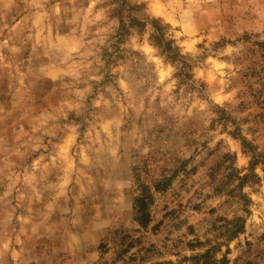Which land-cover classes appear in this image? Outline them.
Returning a JSON list of instances; mask_svg holds the SVG:
<instances>
[{"label":"rangeland","instance_id":"rangeland-1","mask_svg":"<svg viewBox=\"0 0 264 264\" xmlns=\"http://www.w3.org/2000/svg\"><path fill=\"white\" fill-rule=\"evenodd\" d=\"M238 135L264 162V0H0V264H264Z\"/></svg>","mask_w":264,"mask_h":264},{"label":"trees","instance_id":"trees-1","mask_svg":"<svg viewBox=\"0 0 264 264\" xmlns=\"http://www.w3.org/2000/svg\"><path fill=\"white\" fill-rule=\"evenodd\" d=\"M128 17L131 20L132 24L139 25L141 28H144V27L150 28V31H152L151 40L152 42H154V45L162 51V54H164L172 62L178 61V63L182 66V68L185 67L186 64L181 61V60H184V57L180 54L179 48L177 46L173 47L174 40H169L166 38L165 31H166V28L169 27L168 25L162 24L163 22H161L159 19H156V18L148 17L146 22H143L131 16H128ZM236 137L241 141L244 151L248 152L250 156V164L247 169L248 172L243 177L239 178L240 182L237 188L240 189L244 186V184L249 183L250 181L259 180L258 176L255 174V168L257 164L259 163H262L264 165V162H263V158H261L262 155L257 152V149L254 146H252L247 141L246 138H243L241 135H238ZM261 159H262V162H261ZM170 181L171 179L167 180L166 183L158 184L156 185V188L160 189L161 187H167L168 185H170ZM241 230L242 228L239 229L238 231H235L230 237V239L235 238L238 235V233L241 232ZM208 256H209V253L202 255L200 257L205 258Z\"/></svg>","mask_w":264,"mask_h":264},{"label":"crops","instance_id":"crops-1","mask_svg":"<svg viewBox=\"0 0 264 264\" xmlns=\"http://www.w3.org/2000/svg\"><path fill=\"white\" fill-rule=\"evenodd\" d=\"M20 257H22V256H19L18 260H16L14 264H25L23 259H21Z\"/></svg>","mask_w":264,"mask_h":264}]
</instances>
